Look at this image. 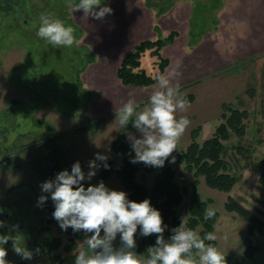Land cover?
I'll use <instances>...</instances> for the list:
<instances>
[{"label":"rangeland","instance_id":"rangeland-1","mask_svg":"<svg viewBox=\"0 0 264 264\" xmlns=\"http://www.w3.org/2000/svg\"><path fill=\"white\" fill-rule=\"evenodd\" d=\"M227 1L102 0L113 12L96 20L85 17L82 10L72 13L68 8L70 0H0V210L19 214L25 222L20 243H25L29 250L40 249V254L32 260H23L13 251L7 260L13 264H53L51 255L60 254L62 264H74V254L83 244L85 234L74 233L71 228L63 231L57 221L48 222L49 205L54 204L49 197L43 208L37 207V199L43 194L40 185L54 179L61 170L70 171L77 161L87 174L88 162L94 159V154L109 156L112 140L116 137L127 140L126 131L139 137L131 124L127 130L119 127L115 109L129 98H135L143 107L157 86L156 83L124 84L118 76L123 58L144 40L166 38L172 32H177L175 39L180 36L177 29L162 30L158 24H163L164 17L168 18L166 24H179L178 18L188 24L183 33L190 48L209 33L218 37L225 47L223 18L230 9ZM242 4H246L243 11L246 15L239 13V19L256 24L253 19L257 2L245 0ZM42 13L72 26L77 43L70 48L53 47L39 38L36 33ZM132 24H153L151 29L156 35L140 40L123 56L122 51L120 58L112 62L122 46H117L115 54H109L108 50L114 41L121 40V31L132 29ZM163 49L161 53L167 57ZM222 51L202 59V65L210 66L212 73L180 84L181 94L191 96V101L187 111L178 115L187 116L190 125L172 154L175 162L170 163L172 157H169L166 163L176 168V181L186 188L178 213L187 221L196 176L195 170L187 169L186 163L178 161L176 155L188 147L192 130L203 127L200 123L204 118L205 128L198 141L213 135L223 121L224 103L239 108L247 106L245 135L233 134L224 142L223 156L229 171L238 176V182L230 192L210 187L202 175L196 183L207 208L218 213L212 231L217 236L215 246L230 258V264L245 251L248 220L226 210L228 197L233 196L264 220V184L260 182L264 161V62L228 61L220 54ZM141 61L149 74L157 72L159 58L151 50L146 51ZM170 64L164 73L169 74ZM251 83L254 87H248ZM136 88L148 89L137 91ZM103 168L97 170L91 184L101 181ZM138 179L149 186L153 183V175L143 171ZM103 182L110 189L126 192L115 174ZM83 183L87 187L89 181ZM202 227L199 224L195 231L200 233ZM46 237H60L63 245L49 249L43 244ZM251 239L259 250L246 264H264V235L255 233ZM71 243L75 249L66 250L64 246ZM114 246L118 247L117 241Z\"/></svg>","mask_w":264,"mask_h":264},{"label":"clouds","instance_id":"clouds-1","mask_svg":"<svg viewBox=\"0 0 264 264\" xmlns=\"http://www.w3.org/2000/svg\"><path fill=\"white\" fill-rule=\"evenodd\" d=\"M68 8L72 13L82 10L85 17L96 20L113 12L102 0H70ZM39 21L36 34L49 45L70 48L77 43L73 27L66 26L59 18L42 13ZM181 75L179 71L170 75L158 74L155 77L157 87L152 90L146 105L142 107L135 98H129L115 109V122L119 127L127 130L131 124L139 133L138 137L126 131V138L135 153L132 163L163 168L169 157H172L170 163L175 162L172 154L190 125L187 116L178 115L190 106L180 92ZM107 160L108 156L97 152L88 162L87 174L77 161L70 171L61 170L54 179L40 185L43 194L37 199V207L43 208L50 197L54 204L52 216L59 227L63 231L71 228L74 233L85 234L83 244L74 254V264H227L224 253L213 243H206L217 240L213 232L202 237L187 227L186 219L182 217L180 225L172 228L171 236L165 239L168 226L150 199L129 200L126 192L110 189L102 180L91 184L101 166L110 168ZM84 181H89L87 187ZM215 215L213 208H207L204 219L210 220ZM5 227H8L7 223L0 220V228ZM17 228L13 226V230ZM138 229L141 237L156 236L155 244L146 250L147 255L135 250ZM118 236L120 246L116 247L114 242ZM9 241L13 252L23 260H32L40 254L39 248L29 250L25 243L21 244L18 236L0 234V264H13L7 260L5 245Z\"/></svg>","mask_w":264,"mask_h":264},{"label":"trees","instance_id":"trees-1","mask_svg":"<svg viewBox=\"0 0 264 264\" xmlns=\"http://www.w3.org/2000/svg\"><path fill=\"white\" fill-rule=\"evenodd\" d=\"M177 32L170 33L166 38H157L155 40L148 39L139 43L135 48L130 51L122 60L118 68V76L124 84L134 86H148L156 83L155 77L164 73L166 67L170 64V60L164 57L161 49L173 43ZM147 50H151L158 58L157 72L152 75L149 74L141 65L142 57ZM191 101V96H185ZM225 108L221 114L223 121L216 127L212 136L206 138L203 142L198 141L201 133L202 126L192 130V141L188 147L176 155V159L180 162H185L189 170H195L196 179L193 182V191L190 201V216L186 221L187 227L195 230L196 226L203 224L200 235L212 232L218 213L210 219L205 220L204 214L207 209V202L200 198L196 190L197 177L204 176V179L210 187L219 189L221 191L230 192L238 182V176L229 171L228 163L225 159V141L230 139L233 134L243 137L246 133V119L249 113L246 109H241L232 104H223ZM135 156L134 151L131 149L129 141L122 137H116L112 140L109 149V156L107 163L110 168H103L100 173L102 181L107 180L115 174L125 191L127 192L128 199L136 202L150 199L153 207L158 209L163 217L164 223L168 226L164 236L168 239L171 236V229L178 227L181 223V215L178 213L186 188L180 186L176 181L177 171L176 168L165 162L163 168H154L147 166L143 163H132L131 159ZM263 171L260 176V182L264 184V161ZM153 175V183L149 186L145 181L138 179V174L141 172ZM225 208L229 212H236L248 220V236L246 237L245 251L238 254L234 261L230 264H246L248 258L254 257L259 250V246L252 242L251 235L260 233L264 235V220L244 206L233 196H229ZM48 222H55L52 213L54 206L49 205ZM103 234V233H102ZM156 236L141 237L139 229L136 236L137 248L135 249L138 254L147 255L146 250L149 246L155 244ZM118 247L120 246L119 236L117 237ZM206 243L216 244L215 241H206ZM43 244L49 249H57L63 245V239L44 238ZM66 250L72 251L75 249V244H66ZM51 260L53 264H62L63 259L60 254H52ZM230 258H226L229 264Z\"/></svg>","mask_w":264,"mask_h":264},{"label":"crops","instance_id":"crops-1","mask_svg":"<svg viewBox=\"0 0 264 264\" xmlns=\"http://www.w3.org/2000/svg\"><path fill=\"white\" fill-rule=\"evenodd\" d=\"M244 1L245 0L227 1V6H230V9L225 11L223 18L225 28V47L222 45V42L218 40V37H214L209 33L204 35L200 41L193 44V47L190 48L186 45V34L184 36L183 33V30L188 24H185L183 20L180 21V18H178L179 24H166L168 18H162L161 20L163 24H158L162 26V30L168 31L171 29H177L180 32V36L178 35L172 44L163 47V53L171 59V64L167 71L169 75L173 71H179L182 74L179 78V83L181 84L187 83L190 80H195L194 78L200 77L204 74H210L214 70L210 68V66H203L202 59H209L223 49L224 51L220 52V54L228 61L240 59L247 62L255 59L259 63L264 62V0H255L257 2V11L253 20L256 21V24L249 23L248 20L244 22V18L239 19V13H243L246 8V4H242ZM255 4L256 3H254V5ZM243 14L246 15V12ZM132 25H134L132 29L121 31V33H123L122 36H120L121 40L114 41L111 50H108L109 54H115L117 46H122L121 48H118L116 54L117 58L114 57L112 62H116L120 58L122 51L123 56V54L129 51L140 40L152 38L156 35L151 29L153 24ZM116 32L117 29L114 33ZM252 54L254 55L250 56ZM102 56L100 54V61L103 60ZM173 83H175V81H173ZM248 87L254 86L251 83ZM136 89L139 91V89L146 90L148 88ZM241 109L248 108L245 106V108ZM205 123L206 119L204 118L200 123L203 125L202 131L205 128Z\"/></svg>","mask_w":264,"mask_h":264},{"label":"flooded vegetation","instance_id":"flooded-vegetation-1","mask_svg":"<svg viewBox=\"0 0 264 264\" xmlns=\"http://www.w3.org/2000/svg\"><path fill=\"white\" fill-rule=\"evenodd\" d=\"M0 220L5 221L8 225V227L0 228V234H12L14 236H18V238H20V236L23 234L25 222L22 221L19 214H11L10 212L4 213L0 210ZM13 226H18V228L13 230ZM5 247L8 250V254L13 251L11 241H9Z\"/></svg>","mask_w":264,"mask_h":264}]
</instances>
